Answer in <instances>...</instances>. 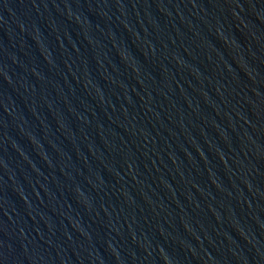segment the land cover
<instances>
[{
    "label": "water",
    "instance_id": "1",
    "mask_svg": "<svg viewBox=\"0 0 264 264\" xmlns=\"http://www.w3.org/2000/svg\"><path fill=\"white\" fill-rule=\"evenodd\" d=\"M0 264H264V0H0Z\"/></svg>",
    "mask_w": 264,
    "mask_h": 264
}]
</instances>
